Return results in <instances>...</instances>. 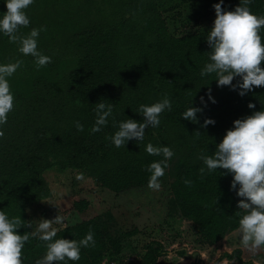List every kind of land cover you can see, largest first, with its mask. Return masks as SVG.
Listing matches in <instances>:
<instances>
[{"label":"trees","instance_id":"1","mask_svg":"<svg viewBox=\"0 0 264 264\" xmlns=\"http://www.w3.org/2000/svg\"><path fill=\"white\" fill-rule=\"evenodd\" d=\"M223 1L221 7L227 10L240 2ZM248 6L253 13L264 14V0H251ZM50 10L66 12L65 22L53 20L54 15L46 23L38 17L39 22L31 21L34 12ZM5 11L0 0V15ZM25 11L30 23L17 34L24 36L32 27L43 26L37 47L52 60L37 67L31 55L18 51V41L0 35V63L22 61L8 77L14 107L0 126L5 133L0 138V210L20 216L25 224L16 231L31 232L27 208L51 196L44 175L54 167L80 171L117 193L148 186L147 166L162 156L148 154L147 143L173 150L158 179H171V204L196 225L206 243L213 245L237 230L244 210L237 206L241 197L230 188L231 173L218 168L201 174L204 165L198 157L212 154L233 120L264 109V86H253L241 96L238 89L217 86L214 73L201 77V68L209 62L208 31L172 36L157 0H34ZM66 27L70 33L62 43L56 33ZM260 35L264 40V26ZM239 79L236 76L231 83ZM209 89L215 103L208 99ZM165 95L171 110L160 114L159 125L147 127L143 140L132 138L114 146L111 138L118 122L142 121L139 105ZM99 101L112 104V114L93 133ZM249 102L255 107L250 109ZM191 103L202 109L196 122L181 117ZM209 117L215 123L202 126ZM76 121L83 130H77ZM89 230L95 244L82 247L80 259L69 264H101L111 248L116 253L121 250L100 218L64 228L54 239L79 240ZM45 245L38 236L29 235L22 249L23 264H34ZM167 254L162 244L152 243L138 264H157Z\"/></svg>","mask_w":264,"mask_h":264},{"label":"clouds","instance_id":"2","mask_svg":"<svg viewBox=\"0 0 264 264\" xmlns=\"http://www.w3.org/2000/svg\"><path fill=\"white\" fill-rule=\"evenodd\" d=\"M6 11L0 15V35L8 37L10 42H19L18 51L23 55H31L37 67L50 63L52 57L43 54L37 47L38 37L43 26L32 27L27 35H18L21 26L27 27L30 23L25 9L34 0H3ZM223 0L213 4L215 18L212 27L207 33L206 41L210 47L209 62L200 70V76L215 74L217 86L228 85L238 89L243 96L251 91L253 86H264V40L260 35L264 26V14L253 13L249 4L251 0H240L233 10L222 9ZM20 59L9 63H0V126L5 124L8 113L14 107V94L10 90L8 77L21 65ZM239 76L236 84L233 78ZM208 99L215 103L210 89ZM203 101V97H201ZM250 109L255 106L249 102ZM171 110V102L165 95L162 99L139 105L138 113L144 117L142 121L132 118L118 122V130L112 136L114 146L125 145L126 141L135 138L144 139L147 127H157L160 123V114ZM201 108L188 107L181 117L196 122ZM96 119L91 132H98L108 123L112 114V104L103 101L96 103ZM212 118H205L203 125L214 124ZM232 127L225 130V134L211 155L201 153L199 159L204 167L199 169L201 174L211 173L218 168L231 173L230 188L235 190L238 197L239 209L244 210L238 219V244L250 250L264 248V109L253 111L244 118L232 121ZM77 130H83V125L75 122ZM5 135L0 127V138ZM145 151L150 155L162 156L160 160L150 162L147 169L150 173L148 187L158 189L159 177L164 175L168 161L174 156L173 150L167 145H145ZM79 178V177H78ZM238 185V186H237ZM35 231L18 233L16 230L25 224L20 216H9L0 210V264H23L22 249L29 235L38 236L46 242L43 256L37 258L34 264H69L80 259L81 248L95 244L93 233L89 230L79 240L55 238L57 228L53 225L61 224L63 217L57 214L52 219L41 218L36 220ZM32 228L31 223H27Z\"/></svg>","mask_w":264,"mask_h":264},{"label":"rangeland","instance_id":"3","mask_svg":"<svg viewBox=\"0 0 264 264\" xmlns=\"http://www.w3.org/2000/svg\"><path fill=\"white\" fill-rule=\"evenodd\" d=\"M217 2L157 0L169 33L174 37L209 31L215 18L212 6ZM65 16L64 11L34 12L31 21L46 23L53 17L63 23ZM69 33L68 27L59 29L57 39L65 43ZM44 177L51 196L27 208L31 232L35 231L36 220L52 219L57 214L63 217L61 224L53 225L57 232L100 218L121 246L118 253L111 248L101 264H138L152 243H160L168 251L157 264H264V248L250 250L239 246L237 230L213 245L206 243L196 225L171 204L169 177L159 181L158 189L144 186L124 193L99 186L76 170L61 171L54 167ZM227 254L233 257L230 259Z\"/></svg>","mask_w":264,"mask_h":264}]
</instances>
